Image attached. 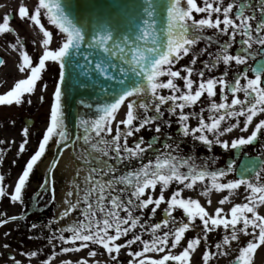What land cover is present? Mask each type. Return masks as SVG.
<instances>
[{
    "label": "snow or ice",
    "instance_id": "obj_1",
    "mask_svg": "<svg viewBox=\"0 0 264 264\" xmlns=\"http://www.w3.org/2000/svg\"><path fill=\"white\" fill-rule=\"evenodd\" d=\"M87 7L91 11L83 19L64 0H37L34 8L26 4L18 8L20 19L29 20L43 34V51L38 62L34 61L17 35L10 47L18 50V70L26 75L0 93V106L33 103L31 97L48 62L59 64V80L38 147L11 192L5 174L0 172V200L7 197L24 206L34 169L55 145L58 151L33 194L35 207H41L49 193L43 206L56 203L55 172L65 150L74 153L79 167L62 198L61 210L47 222L50 235L46 239L53 251L44 264H52L58 256L57 240L62 242L59 253L86 251L85 256L62 259L59 264H121L122 251L129 257L127 264H194V254L207 244L211 233L221 229L222 236L204 248L202 264L229 256L234 242L236 254L229 264H253L257 250L264 246V214L260 211L264 207V161L224 182L235 172L234 167L213 170L210 161L198 163V156L185 154L181 148L182 138H190L193 147L243 149L264 135V60L255 67L248 63L256 55H264V0L255 4L252 0H142L135 23L124 26L119 18L129 5L112 0L106 6ZM194 14L202 15L197 19ZM42 17L61 35L58 47H51L54 32ZM12 18L11 13L3 16L0 34L15 32ZM201 42L203 47H199ZM237 44L239 50L233 51ZM185 58H189L188 63L180 64ZM5 63L0 58V66ZM198 63L200 67H196ZM232 68L236 74L229 79ZM250 71L254 75L249 76ZM69 78L75 80L77 88L92 90L96 97L84 96L78 101L92 115L77 114L79 131L75 133L67 122L66 103L72 95ZM43 89H47L46 83ZM44 99L41 94L39 100ZM121 112L123 118H119ZM173 123L178 126V137L168 131ZM234 130H250V134L222 139ZM144 131L154 134L146 138L141 134ZM22 136L13 164L30 143L28 126L22 128ZM78 142L81 147L76 153ZM6 143L0 139V145ZM4 153L5 148L0 147V165L5 161ZM198 185L205 197L213 190H227L220 205L229 203L243 187L244 202L232 204L227 211L218 206L210 212L211 199L206 207L199 198L184 195ZM158 211L161 219L150 222ZM73 216L65 226L52 228ZM0 217L3 226L24 219L25 213L9 216L0 212ZM43 227L35 222L30 225L33 230ZM190 231L197 234L189 238ZM241 234L250 237L246 243L241 244ZM178 248L181 250L173 251ZM23 255L32 264L31 258L39 251H24ZM100 255L107 259H96ZM11 264L22 261L13 254Z\"/></svg>",
    "mask_w": 264,
    "mask_h": 264
},
{
    "label": "flooded vegetation",
    "instance_id": "obj_2",
    "mask_svg": "<svg viewBox=\"0 0 264 264\" xmlns=\"http://www.w3.org/2000/svg\"><path fill=\"white\" fill-rule=\"evenodd\" d=\"M198 2H201V0H198ZM252 2L255 4L257 0H252ZM36 3L37 0H0V22H2L3 16L6 13H11L13 18L10 21V24L15 29V32L13 33L0 34V58H3L6 61L4 65L0 66V93L9 90L14 85V82L17 79L23 78L26 75V73H21L18 70V64L20 61L18 50H13L10 47L11 43L16 42L17 35L23 41L26 50H28L30 55L33 56L34 61L38 62V57L42 54L43 45L41 41L43 39V34L39 31L38 26L33 25L29 20L22 21L18 15V8L21 4H26L30 8H34ZM194 15H196V18L199 19L202 14ZM42 22L45 23L46 27H49L50 30L54 32V39L51 47H58L60 44L58 42V38L60 36V34H58V30H56L54 26H50L46 18L44 17H42ZM208 34H211V30ZM237 39L239 40V37ZM203 46L204 44L203 42H201L199 47ZM255 47L258 49L259 46ZM238 50L239 45L237 44L236 46H234L233 51ZM205 58L207 57H202L201 59ZM188 60L189 58H185L180 62V64H187ZM262 60H264V55H256L255 59L249 60L248 63L253 67V65L258 64ZM179 66L180 65H177V67ZM200 66L201 65L198 63L196 67ZM229 71V79H231V76L236 74V68L229 69ZM215 74L219 75V72ZM252 75L254 74L250 71L249 76ZM57 78L58 64L56 62H48V67L43 72L42 81L39 82L36 93L31 97L33 103L28 104L25 102L20 106H17L15 104H13L12 106H0V139L7 141L6 144L0 145V147L5 148V161L11 159L12 162L13 159H16V153L18 151L19 143L23 139L22 128L24 126H28L30 129V143L28 146H26L27 150L23 153L26 154V158L20 162L21 157H19L17 159V163H15L14 165L12 164L13 166L10 165V162L7 163L6 166H4V163L3 165H0V172H3V174H5L6 176L5 183L10 185V187L8 188L9 192L13 190L18 175L22 172L27 159L37 149L38 142L42 137L44 129L47 126L50 104L52 102V94L55 90ZM178 82L181 83V85L183 84L182 81ZM45 83L47 84L46 90L43 89V84ZM41 94L45 96L44 101L39 100V96ZM240 95L242 97L243 93H241ZM216 99L219 101V95L216 97ZM207 103V99L204 98V105L206 106ZM197 110L199 109L197 108ZM205 115L207 116V112H205ZM12 121H15V123L13 124ZM195 123L196 120L193 119L192 124L195 125ZM177 127L178 126L173 123L172 128L168 130L174 137L179 136ZM141 134H143L146 138H149L154 133L144 131ZM248 134H250V130L249 132L244 133H241L238 130H234L231 134H227L226 136L222 137V139L231 140L238 135L246 136ZM163 142L164 137L163 134H161V147ZM192 145L193 142L190 138H182L181 151L185 154H188L189 152L194 153L200 158V160L197 161L198 163L201 161H210V165L213 170L226 168L229 165L235 168V172L229 173L224 182H226L227 179L238 178L237 171L238 169H242L243 166H258L261 161H264V135H261L258 140L254 141L251 145L244 146L243 149H224L221 145H214L213 148L209 150L199 144H197L195 147H193ZM54 146L55 145L50 146L46 155L52 153ZM212 157H215L214 161L210 160V158ZM232 161H235V164H232ZM47 167L48 166H40L39 163V165L34 169V172L30 178V183L26 187L24 206L20 205L19 203L13 204L7 197L0 200V212H6L9 216H19L20 214L25 213L24 219L9 221L6 225L0 226V264H11L13 254L15 255L16 259L22 261V264H28L29 258L24 256L23 252L32 250L43 251V253H39L37 257L31 258L32 261L34 260L32 264H44L45 259H47L48 255L53 251V248L46 239V237L50 235L47 222L54 216H56L61 210L62 205H59L58 199L59 196L63 198L67 187L64 185V174L56 171V203L48 204L46 207L43 206L50 198L51 194L49 193L47 196H45V199L40 202L41 207H35L33 194L38 190L39 185L42 183ZM248 174L254 175V173H252L251 171ZM199 187L202 186L198 185L194 190H186L184 192V195L191 196L193 198H199L201 200V203L206 207H208L206 203L207 200L211 199L213 203L209 207L210 212H212L218 206L224 207L227 211L228 209H230L232 204L242 202V187L237 190L236 194L230 197V202L225 203L224 205H220L219 200L222 199L224 195L228 194L227 190H224L223 192H217L213 190L208 197H205L202 194L203 188ZM156 194L158 195V190ZM168 194L170 193H166V195ZM175 214L179 216L180 212H177ZM161 215L162 214L158 211L156 217L150 218V222H158L161 219ZM34 222L38 225H44L45 227L33 230L30 228V225ZM62 222L63 221L54 224L52 228H59V225ZM6 232H8L9 235L5 236ZM222 234V229L214 231L210 234V239L207 244H202L199 250L194 254V264H202L201 254L204 251V248L206 246H211L212 244H214L215 241L222 236ZM66 235H68V233H66ZM241 236V244L246 243L247 239L250 238L245 237L242 234ZM145 238H148L147 234H145ZM55 243L57 245L55 251L58 253V256L53 260L52 264H59V260L62 259H78L79 257L83 256L82 251H80L79 253L70 254L59 253V246L62 242L57 240ZM5 244H8L9 247L5 248ZM235 246L236 245L234 242L233 251L231 252V254L227 257H219V259L214 260L213 264H229V261L236 254ZM253 264H264V246H261V248L257 250V253L253 258Z\"/></svg>",
    "mask_w": 264,
    "mask_h": 264
},
{
    "label": "water",
    "instance_id": "obj_3",
    "mask_svg": "<svg viewBox=\"0 0 264 264\" xmlns=\"http://www.w3.org/2000/svg\"><path fill=\"white\" fill-rule=\"evenodd\" d=\"M142 2V0H119V3L124 5H129L130 7L127 9L126 14H122L119 18V23L121 26L127 25L129 23H135V18L139 11L138 5ZM64 3L73 5L72 11L79 18L83 19L88 17L89 12L91 11L87 6L89 4H95L97 6H106L112 3V0H64ZM67 86L72 92V95L69 97L66 108H67V122L69 127L75 133L79 131L76 127V117L80 112H87L90 116L92 115V111L83 108V106L78 104V101L84 96H92V99H95V94L92 90H85L77 88L75 84V80L69 78L67 81ZM80 143H77V146Z\"/></svg>",
    "mask_w": 264,
    "mask_h": 264
},
{
    "label": "rangeland",
    "instance_id": "obj_4",
    "mask_svg": "<svg viewBox=\"0 0 264 264\" xmlns=\"http://www.w3.org/2000/svg\"><path fill=\"white\" fill-rule=\"evenodd\" d=\"M58 42H59V43L61 42V35H60L59 38H58ZM123 116H124V112H121L119 118H123ZM130 143H131V139H130ZM80 147H81V143H80L78 146L76 145V153L79 152ZM69 152H70V156H71V159H72L73 163L79 165L78 162H77V160L75 159V155H74V153H73L72 151H69ZM47 155H48V154H47ZM20 157H21V159H20V162H21V161H23V160L26 158V154H22ZM5 159H6V158H5ZM6 162H7V161L4 162V166H6V164H7ZM19 166H20V165H19ZM74 167H75V166H74ZM68 185H69V184H68ZM199 188H202V187H199ZM242 192H243V197H244V196L246 195V193L244 192L243 187H242ZM243 197H242V202H244V201H243ZM260 211H261L262 214H264V207L260 208ZM180 214H181V213H180ZM197 223L199 224V221H197ZM137 231H139V229H137ZM195 234H197V233H196V232H193V231H190V232L187 234V236L190 238V237H192V236L195 235ZM136 247H137V246H133V250H136ZM180 250H181V249L178 248V249L173 250V251L178 252V251H180ZM101 251H102V250H101ZM82 255L85 256V255H86V251H82ZM102 257H103V258H107L105 255H100V256H98L97 258H99L100 260H103ZM128 259H129V257H127L126 252L122 251V253H121V264H127Z\"/></svg>",
    "mask_w": 264,
    "mask_h": 264
},
{
    "label": "bare ground",
    "instance_id": "obj_5",
    "mask_svg": "<svg viewBox=\"0 0 264 264\" xmlns=\"http://www.w3.org/2000/svg\"><path fill=\"white\" fill-rule=\"evenodd\" d=\"M75 166V167H74ZM79 167V165L73 163L71 156H70V152L69 150H65L64 152V156L61 158V163L59 165V171H65L66 173V182L67 185L69 184L70 180L72 179L73 175H74V170ZM82 180V177H81ZM62 202L61 197L59 196V204ZM62 204V203H61ZM60 204V205H61ZM70 219H74L73 217L68 218V222L70 221ZM67 222V223H68ZM65 226V225H64Z\"/></svg>",
    "mask_w": 264,
    "mask_h": 264
}]
</instances>
